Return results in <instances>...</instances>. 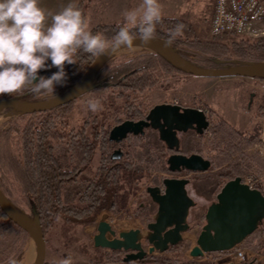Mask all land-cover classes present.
I'll return each instance as SVG.
<instances>
[{"label": "trees", "instance_id": "1", "mask_svg": "<svg viewBox=\"0 0 264 264\" xmlns=\"http://www.w3.org/2000/svg\"><path fill=\"white\" fill-rule=\"evenodd\" d=\"M81 2L82 0L77 5L85 13ZM121 23L97 25L92 31L101 32L110 38ZM181 23L185 25L184 34L175 39L170 47L173 49L180 45L194 47L204 56L220 60V63L193 62L195 65L203 68L220 67L231 58L232 52L252 63L264 61V35L252 40L234 34H220L208 39L198 31V24L191 20L188 12L177 17H162V22L157 25L155 39L165 43L169 38V29ZM93 59L94 57L89 54L81 53L77 64L67 65L65 70L69 76L68 82L79 79ZM158 70L179 72L154 53H143L137 58L103 64L93 79V89L113 87L122 91L127 89L143 92L154 85ZM55 71L57 69L52 68L44 76H50ZM254 79L264 82V74L255 76ZM1 98L33 102L38 96L5 94L0 96ZM72 103L73 101L40 114H26L29 118L22 124L15 122L12 128L0 134V189L15 207L19 201L25 205L26 215L37 221L43 234L57 217L66 222L73 220L92 224L103 210L118 212L123 201L118 195L120 179L124 178L129 183L132 176H137L140 172L139 175H143L141 171L143 167V171H148L152 161L159 160L155 153L158 146L154 142L150 146L141 143V150L134 157L138 161V167L131 160H128V163H123L122 160L123 164L111 167L109 153L113 146L108 140L111 126L105 127L91 113L92 118L86 119L78 128L69 127L66 116ZM122 108L125 109L127 118L133 120L141 118L144 113L140 105L134 101H126ZM37 115L42 117L37 118ZM188 140L191 143L190 139ZM187 144L188 141L185 142V152ZM226 144L224 147L219 144L210 145V150L217 157L223 155L225 160L223 167L219 165L214 173L218 184L219 179L225 183L234 177H241L242 173L249 171L248 168L252 170L254 167L252 159L248 160L247 157L242 159L241 156L236 161L230 159L226 163L236 143ZM96 151L99 153L96 172L91 178L83 177L82 171L89 165ZM257 188L262 191L260 184ZM13 189H16L20 198L14 197ZM153 206H150V210ZM9 224L13 223L0 209V234ZM254 234L257 238L252 246L260 254L264 247V221L259 224ZM178 250L180 244L170 247L161 254V257L147 254L143 259L123 263L121 252L103 249L104 261L93 264H215L200 261L198 258L182 257ZM256 260L257 257L244 264H254Z\"/></svg>", "mask_w": 264, "mask_h": 264}, {"label": "rangeland", "instance_id": "2", "mask_svg": "<svg viewBox=\"0 0 264 264\" xmlns=\"http://www.w3.org/2000/svg\"><path fill=\"white\" fill-rule=\"evenodd\" d=\"M90 1L91 0H82L81 2V6L85 8V14L86 7ZM164 4L166 6L164 7L166 12H163V17H177L184 12H188L191 20L198 24V31L201 35L207 36L208 39L213 38L210 37L208 31L212 0H165ZM100 12L101 10L93 12L92 19H98ZM91 20V29L97 25L106 24H94ZM262 35H264V18L258 21L250 34L242 37L252 40ZM175 49L179 55L192 63L206 61L220 63L219 59L204 56L194 47L180 45ZM143 53L152 52L146 47L137 45L133 50L124 49L111 55L104 64L107 65L109 63H118L129 58H137ZM230 55L231 58L226 64H222L220 67L216 68H226L232 65L252 63V61L246 58H240V56L235 55L234 52L230 53ZM49 70L44 71L40 75L44 76ZM156 73L154 85L143 92H133L127 89L122 91L113 87H106L91 89L87 93L81 95L73 101L66 116L69 127L78 128L86 119L92 118V114L97 116L105 127L113 126L117 121H122L127 118V114L124 113L125 109L122 108L126 101L138 103L143 112H146L153 105L159 103H176L194 108L201 107L206 109L209 126L205 133L194 136L191 143L189 142L187 144V150L209 159L211 162L210 168L202 173L187 171L184 173L172 174L163 170L164 166L162 159L158 155L160 160L155 159L152 161L150 165L151 171H143L144 167L143 169L141 168L143 175H139L140 172L137 176H132L129 183L124 178L120 179L118 195L119 198H123V201L120 203V210L118 212H113L108 209L103 210L96 216L95 222L92 224L82 221L74 222L73 220L71 222H66L60 217L55 218L52 226L44 234L45 262H54L68 255L73 257L74 264H93L104 261L103 249L96 248L93 245V235L96 232V225L101 215L106 214L108 222H110L114 228H119L124 224L132 228H145L146 224L151 221V217L155 213L156 205H154L151 210L149 209L141 213L136 212V208H138L136 196L148 185H162V179L165 177H185L190 179L188 192L194 200L195 206L190 209L188 217L190 230L183 234V241L180 243V250H178V253L182 257L192 258L188 255V251L190 247L195 244L198 232L204 224L206 207L215 200L217 192L224 184L220 179L218 180L220 183H217L214 173L219 165L223 167L225 160H223V155L217 157L214 152L210 150V145L219 144L224 147L227 145L226 143H236L235 148L230 152L232 153L230 158L226 159V163L227 160L230 159V161H236L240 156L242 159L246 157L248 160L252 159L255 168L253 167L252 170L248 168L249 171L242 173L243 175L241 178L249 175L253 176L255 179L254 184H256L257 187H259L260 184L264 192V82L254 78L248 79L239 76L203 78L184 75L175 71L166 72L158 70ZM77 80L67 82V85L63 87L58 86L56 89L57 96L63 95L71 90ZM256 86L259 87V133L254 131L248 134L247 132L237 130L230 125V123H227L225 119L234 122L236 118L235 111H239V107L245 108L247 106L248 94L255 90ZM47 98L53 97L38 96L37 100ZM94 98L100 99L103 104V110L98 113H92L88 110V101ZM41 117L42 115H37V118ZM28 118L29 116L20 115L11 109H0V134L12 128L15 122L22 124L23 121ZM127 143L128 142H125L123 144L124 148ZM128 149L130 155L125 156L124 162H122L128 163L131 160L136 164V167H138V161L134 157L135 154L141 150L139 142L131 140V145ZM98 162L99 153L96 151L89 165L83 169L82 176L91 178L96 172ZM242 164L241 167L244 165ZM141 166H143V163ZM131 167L132 166H130V168ZM258 172L259 174H257ZM13 191L14 197H17V199L20 198L16 189H13ZM16 208L21 213V217L26 219L25 215L27 209L25 205L19 201ZM256 238V234H251L242 242L240 247L243 248L249 260L258 256L257 251L252 246L256 242ZM29 249L33 250V257L26 259L25 254ZM161 254L162 253L154 252L152 255L161 257ZM122 256L123 255H121V258ZM10 257L15 258L18 264H33L36 257L34 241L14 224H9L0 234V264H7ZM221 260L220 256L212 254V256H207L206 259L200 261L219 263Z\"/></svg>", "mask_w": 264, "mask_h": 264}, {"label": "water", "instance_id": "3", "mask_svg": "<svg viewBox=\"0 0 264 264\" xmlns=\"http://www.w3.org/2000/svg\"><path fill=\"white\" fill-rule=\"evenodd\" d=\"M160 56L170 66L184 75L203 78L214 77H250L264 74V61L232 65L226 68H203L184 59L176 49L159 39H153L149 45L140 44ZM108 56L93 59L87 70L76 81L71 90L59 98L40 99L33 102L20 101L15 98L0 99V109H11L20 115L50 111L53 108L74 101L93 89V79ZM50 64L51 61L49 60ZM45 70H41L42 74ZM204 110L172 103L153 105L142 120H124L109 131L108 140L121 142L128 134L142 135L144 128L157 131L159 139L168 149L178 150L177 132L193 130L202 135L208 127ZM117 152L112 158H119ZM167 170L172 173L183 170L192 173L206 172L211 162L202 155L192 153L184 155L175 153L166 159ZM190 179L165 177L160 186H147L146 193L156 205L155 213L146 227L132 228L122 225L114 228L102 214L93 235L96 248L109 249L123 253L121 261L143 259L147 254L163 253L170 247L183 241V234L190 230L188 217L195 202L188 192ZM0 209L7 218L23 230L35 243L36 257L33 264H45V239L40 225L35 219L21 217L18 209L7 199L0 189ZM264 221V192L259 188H250L237 176L226 181L208 204L204 214V224L190 247L188 255L192 258L202 257L205 253L228 251L241 244L253 234Z\"/></svg>", "mask_w": 264, "mask_h": 264}, {"label": "clouds", "instance_id": "4", "mask_svg": "<svg viewBox=\"0 0 264 264\" xmlns=\"http://www.w3.org/2000/svg\"><path fill=\"white\" fill-rule=\"evenodd\" d=\"M122 17L118 30L109 38L92 31L89 17L75 3L52 12L42 7L40 0H0V96L59 98L57 87L66 86L69 80L66 66L77 64L81 53L98 59L133 50L138 39L140 44L149 45L162 22L163 5L160 0H141L124 10ZM184 29L182 23L169 29L165 43L171 45L182 37ZM51 68L57 71L47 77L39 74ZM87 106L92 113L103 110L97 98L89 100ZM7 264L18 261L10 257ZM53 264H74V260L68 255Z\"/></svg>", "mask_w": 264, "mask_h": 264}, {"label": "built area", "instance_id": "5", "mask_svg": "<svg viewBox=\"0 0 264 264\" xmlns=\"http://www.w3.org/2000/svg\"><path fill=\"white\" fill-rule=\"evenodd\" d=\"M263 18L264 0H212V8L208 22L209 35L210 37L220 34H234L237 36L248 35L252 32L258 21ZM196 108L204 110L206 113L204 108ZM207 129L208 127L203 133H205ZM241 181L250 188H257L256 184H254L255 179L251 175L241 178ZM241 244L228 251L205 253L198 259L204 260L207 256L216 254L220 256L222 260L215 264L247 263L249 257L243 248H240Z\"/></svg>", "mask_w": 264, "mask_h": 264}, {"label": "crops", "instance_id": "6", "mask_svg": "<svg viewBox=\"0 0 264 264\" xmlns=\"http://www.w3.org/2000/svg\"><path fill=\"white\" fill-rule=\"evenodd\" d=\"M79 0H40L42 7L52 11L57 12L63 6H66L68 3L78 4ZM141 3V0H91L86 7V15L89 19H92L93 12L101 10L99 13L100 16L98 19L94 18L91 21L96 23H119L123 21L122 13L126 9H130L134 6H137ZM160 3L163 5V10L165 6V0H160ZM164 13L166 10L163 11ZM248 79H253L250 77H244ZM259 87L256 86V89L251 91L248 94V104L245 108H240L239 111H235L236 118L234 122H231L227 119L226 122L230 123L234 128L241 132H247L248 134L253 133L254 131L259 133ZM254 264H264V249L257 256V260Z\"/></svg>", "mask_w": 264, "mask_h": 264}, {"label": "flooded vegetation", "instance_id": "7", "mask_svg": "<svg viewBox=\"0 0 264 264\" xmlns=\"http://www.w3.org/2000/svg\"><path fill=\"white\" fill-rule=\"evenodd\" d=\"M172 104H176V103H172ZM149 110H150V108L146 112L143 113V116L141 118H138L136 120L125 118L124 120H132V121L142 120V119H144L146 117V115L149 112ZM206 114H207V112H206ZM124 120H122V121H124ZM122 121L116 123L115 125L121 123ZM115 125H113V126H115ZM113 126H111V128ZM111 128L109 129V131L111 130ZM143 131L144 132H143L142 135L128 134L126 136V138H124L119 143H116L114 141H110V142H112L111 144L113 146L111 151H110V153H109L110 160L112 161V163L110 164L111 167H114V168L118 167V165H120L122 163V160H124L125 156L128 155V153H129V149L128 148L131 145V140H136V141L139 142V144L145 143L147 146L153 145V142H154L158 146V148L155 150L156 154H157L156 156H158V155L160 156V158L162 159L163 166H164L163 170L167 171V172H169V171L167 170L166 159L170 155L175 154V153H180V154H184V155H190V154L194 153L193 151H188L187 149H186V152H185V142L188 141V143H189L188 139H190V141H191V140H193L194 136L197 135L195 133V131H193V130H187L186 132H177L176 133V136H177V138L179 140V145H178L179 148H178V150L168 149L167 145L159 139L158 133H157L156 130H154V129L150 128V127H147V128H144ZM108 135H109V133H108ZM125 142H128V143L125 145V148H124L123 144ZM118 149H120V151H121V152H117L116 153V154L119 155V158H112V156L115 155V151L118 150ZM148 171H151V167L150 166L148 167ZM184 172H187V171L183 170L181 172H176V174L177 173H184ZM169 173H172V172H169ZM172 174H175V173H172ZM154 186H160L161 187V184H155ZM146 187L144 188V190H142L141 193L137 194V196H136L137 200H138V202H137V207L138 208H136V212L141 213L143 211L149 210L151 208L150 207L151 205H155L154 203L151 204V200H150L149 196L146 194ZM121 255H123V253Z\"/></svg>", "mask_w": 264, "mask_h": 264}, {"label": "bare ground", "instance_id": "8", "mask_svg": "<svg viewBox=\"0 0 264 264\" xmlns=\"http://www.w3.org/2000/svg\"><path fill=\"white\" fill-rule=\"evenodd\" d=\"M26 259H30L33 257V250L29 249L25 254Z\"/></svg>", "mask_w": 264, "mask_h": 264}]
</instances>
